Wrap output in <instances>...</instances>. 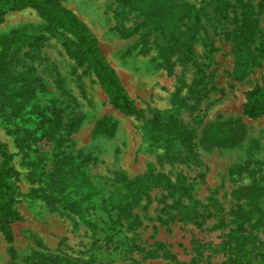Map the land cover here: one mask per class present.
<instances>
[{
  "label": "rangeland",
  "instance_id": "rangeland-1",
  "mask_svg": "<svg viewBox=\"0 0 264 264\" xmlns=\"http://www.w3.org/2000/svg\"><path fill=\"white\" fill-rule=\"evenodd\" d=\"M179 1L198 9L197 60L207 62L205 51L214 49L208 94L204 89L190 93L196 69L186 67L179 55L171 58L172 69L159 55L158 25L186 30L177 21L173 0L128 5L63 0L97 35L144 118L117 110L94 72L70 55L65 42L71 36L51 32L34 8L5 15L0 36L13 40L17 68L34 66L49 92L39 93V102L56 99L66 121L80 120L74 131H63L66 150L102 185L100 195L116 204L121 174L149 180L151 188L133 216L118 224V233L110 235L101 226L93 231L77 216L46 204L44 179L32 174L14 126L3 123L0 114V139L13 156L12 182L23 216L11 225L12 243L0 230V264H29L36 252L62 253L84 264H264V116L252 119L243 113L247 91L264 81V56L250 66L238 51L233 41L237 6L224 17L217 0ZM246 1L261 26L252 46L257 48L264 40V10L261 0ZM171 116L193 127L191 148L176 133L160 132L151 123ZM104 117L116 124L113 133L94 132Z\"/></svg>",
  "mask_w": 264,
  "mask_h": 264
},
{
  "label": "trees",
  "instance_id": "trees-1",
  "mask_svg": "<svg viewBox=\"0 0 264 264\" xmlns=\"http://www.w3.org/2000/svg\"><path fill=\"white\" fill-rule=\"evenodd\" d=\"M119 1L124 5L133 2ZM216 6L224 17L228 16L229 8L237 6L238 25L233 41L238 51L243 54L244 62L250 66L257 65L260 57L264 56V40L259 43V47H252L256 43L257 30L261 26L254 16L251 4L246 0H235V4L217 0ZM28 7L39 13L51 32L62 30L71 36L73 40L65 42L70 55L94 72L110 103L117 110L137 118L146 116L145 111L131 98L116 69L105 56L97 35L64 4L63 0H0V24L9 11ZM173 7L177 21L183 22L186 30L170 28L163 23L158 25L156 29L161 31L162 39L157 42L159 55L168 63L170 69L171 58L179 55L186 67L196 69L190 93L196 95L204 89L208 94L211 83L208 78L215 73L214 49L211 47L205 51L207 62L200 63L197 60L195 43L199 40L198 9L189 2L179 0H173ZM260 7L264 10V0H261ZM157 14L159 16L160 10H157ZM44 38V35L39 37ZM12 43L13 40L9 37L0 36V114L3 123L14 126L15 130L12 131L26 158V165L32 167V174L38 173L37 175L45 181L46 189L41 197L48 206L58 207L77 216L93 231L101 226L109 234L118 233V224L121 226L123 219L133 216L134 207L151 188L149 180H130L121 174L118 180V188L121 190L116 204L114 200L113 203H108L111 197H105V193L100 195L102 185L96 183L84 168V164L66 150L63 131H74L80 120L74 118L66 121L64 109L56 99L49 100L47 105L39 102V93H49L43 78L36 73L34 66L24 64L21 69L17 68V54L11 48ZM245 74L246 70L242 72V75ZM219 93L223 95L222 91ZM246 96L243 113L252 119L264 116V81L247 91ZM175 100L179 101L178 95ZM192 110H195V107H192ZM198 111L202 112L203 108L198 106ZM151 123L160 132L176 133L191 148L194 130L183 119L171 116L168 121L162 122L156 117ZM115 127L116 124L110 125L109 119L104 117L97 121L94 132L113 133ZM12 158V154L0 139V230L9 243L14 241L12 223L23 219L12 182L13 176L16 175ZM137 184L144 189L140 190ZM116 210L118 212L115 215ZM11 253L12 256L15 253L13 246ZM29 264L84 263L62 253L36 252Z\"/></svg>",
  "mask_w": 264,
  "mask_h": 264
}]
</instances>
